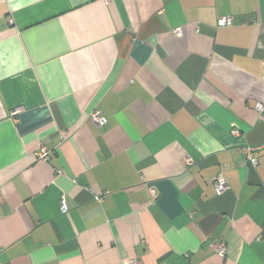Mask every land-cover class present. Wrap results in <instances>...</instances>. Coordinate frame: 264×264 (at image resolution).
<instances>
[{
    "label": "crops",
    "instance_id": "obj_1",
    "mask_svg": "<svg viewBox=\"0 0 264 264\" xmlns=\"http://www.w3.org/2000/svg\"><path fill=\"white\" fill-rule=\"evenodd\" d=\"M263 62L264 0H0V264H264Z\"/></svg>",
    "mask_w": 264,
    "mask_h": 264
},
{
    "label": "built area",
    "instance_id": "obj_2",
    "mask_svg": "<svg viewBox=\"0 0 264 264\" xmlns=\"http://www.w3.org/2000/svg\"><path fill=\"white\" fill-rule=\"evenodd\" d=\"M104 2L108 3L110 0H103ZM10 23L12 24L13 22L10 21ZM234 25V19L231 16H227V17H222L220 19H218L217 21V28H225V27H231ZM196 29H198V26L196 27ZM173 35H175L176 37H181L183 35V29L182 27H178L175 28L172 31ZM263 69H264V62H263ZM256 110L260 113L264 112V104L263 103H258L256 105ZM16 114V113H14ZM90 120L91 122L98 126V127H103L106 124V118L104 117L102 111L100 110H96L94 111L91 115H90ZM69 135L68 131H63L61 133V139L64 140L65 138H67ZM232 135L233 136H238L239 135V131L237 129H233L232 130ZM264 145H262V147H248L246 149V157L248 162L250 163V165L252 167H255L257 164V159L254 157L253 152L258 149V148H263ZM51 151H49L47 148L45 147H41V149L38 151V153H36V159L41 160V161H48L49 157H50ZM188 164H192V160L191 159H187L186 160ZM214 185L216 188V191L219 195L224 194L225 192H227L230 187L227 183V181L222 177H217L214 181ZM150 192L152 195L156 196L157 195V191L155 189H150ZM102 197L96 196L95 200L98 202L102 201ZM69 207L67 204V201L65 200V198H62L61 200V208L60 211L62 214L68 213L69 212ZM216 251L218 253L219 256L224 257L226 254V246L224 244L219 245L216 248ZM122 264H141L140 261L135 260V261H124Z\"/></svg>",
    "mask_w": 264,
    "mask_h": 264
}]
</instances>
